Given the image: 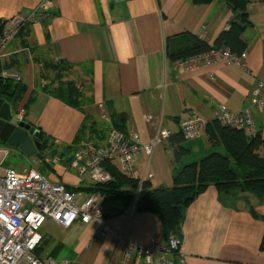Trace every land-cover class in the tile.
I'll return each mask as SVG.
<instances>
[{
  "label": "crops",
  "instance_id": "obj_1",
  "mask_svg": "<svg viewBox=\"0 0 264 264\" xmlns=\"http://www.w3.org/2000/svg\"><path fill=\"white\" fill-rule=\"evenodd\" d=\"M41 1L0 0V20L28 15ZM248 1L243 65L219 62L188 72L169 57L167 42L190 33L213 45L238 16L223 0L207 5H194L192 0H51L46 19L26 25L5 52L27 86L22 102H30L25 122L43 133L57 156L62 155L60 165L36 162V169L51 182L89 188L91 183H81L68 170V160L91 136L105 142L91 134L95 128L106 134L118 130L114 124L119 121L120 132L137 133L150 142L161 126L173 136L157 145L151 156L140 154L136 168L153 188L171 187L176 169L222 148L212 147L206 133L198 140L184 139L182 146L190 154L174 163L180 121L199 115L213 122L218 105L233 113L248 109L264 140V109L251 101L259 82L264 83V0ZM59 61L71 66L65 79L80 90L76 108L41 90L49 83L43 74L52 76L44 72L43 63ZM258 153L264 157V145ZM104 212L111 228L105 236L97 234L101 223L95 220L70 229L47 221L41 229V256L71 264H120L125 244L150 247L153 240L162 239L159 217L135 211L134 203L127 207L122 201H106ZM263 237L264 197L239 190L225 194L210 186L186 209L180 256L172 258L173 264H264ZM131 264L143 263L134 259Z\"/></svg>",
  "mask_w": 264,
  "mask_h": 264
},
{
  "label": "built area",
  "instance_id": "obj_2",
  "mask_svg": "<svg viewBox=\"0 0 264 264\" xmlns=\"http://www.w3.org/2000/svg\"><path fill=\"white\" fill-rule=\"evenodd\" d=\"M50 5L51 0H42L28 15H17L6 21L0 36V59L6 58V50L24 26L46 19ZM246 58V51L236 55L227 48L211 49L178 61V65L188 72H195L219 62L243 65ZM1 76L16 82L23 80L15 69L5 70ZM263 88L264 83L259 82L251 100L252 105L259 109H264ZM25 117L26 110L21 103L13 110L11 123L18 127L21 122H25ZM102 119L110 123L107 115H103ZM216 120L223 126L244 130L249 136H255L258 132L248 109L233 113L225 106L218 105ZM207 124L203 117L191 115L182 119L179 126L183 138L193 141L202 138ZM172 136L170 130L159 126L154 139L143 142L137 133L127 135L112 129L104 143L86 142L77 148L68 160V170L77 175L81 183L107 185L112 182L113 176L106 165H112L128 178L144 182L147 181L146 177L142 178L136 168L137 157L142 153L151 156L157 145L168 143ZM9 155L10 150L0 148V264H71L68 259L46 258L37 253L43 242L41 229L47 221L70 229L76 223L89 224L95 220L101 223L98 235L105 236L111 231L104 221L105 197L86 194L78 189L72 191L63 184L49 181L36 168L18 172L5 166ZM47 163L58 166L62 158L53 157L48 149L41 152L37 159L39 166ZM139 195L140 191L135 195L134 206ZM180 244L175 238H171L168 243L160 238L155 239L150 247L125 244L120 264H131L134 259L143 264H173L172 258L176 253L179 255Z\"/></svg>",
  "mask_w": 264,
  "mask_h": 264
},
{
  "label": "trees",
  "instance_id": "obj_3",
  "mask_svg": "<svg viewBox=\"0 0 264 264\" xmlns=\"http://www.w3.org/2000/svg\"><path fill=\"white\" fill-rule=\"evenodd\" d=\"M223 1L237 13V19L231 22L227 30L222 31L217 36L213 45L190 33L176 37L173 43L168 40V55L173 61L185 60L190 56L205 53L211 49L227 48L236 55L246 51L247 44L242 35L250 25L249 1ZM211 2L212 0H192L194 5H207ZM5 23L0 20V36ZM24 30L25 26L20 30L17 38ZM15 68L16 64L13 61L6 60V58L0 59V99L9 103L14 110L23 102L27 86L23 80L16 82L12 79H4L1 75L5 70ZM43 70L52 76L48 77L43 74L44 80L49 81V83L41 87V90L48 95L66 101L72 107H78L80 90L75 82L65 79L71 70V66L65 61L45 62L43 63ZM29 104L30 102L24 105L26 113ZM114 125L119 131H122L119 121H116ZM87 128L85 126L80 129L76 142H79V137L85 133ZM205 133L208 135L210 145L215 148L223 147L226 154L213 151L199 161L190 162L176 169L171 187L153 188L149 181L132 180L122 174L115 166L106 165L107 170L113 176L112 182L107 185H91L89 188H81L80 190L86 191L88 194H100L105 197L106 201H122L127 207L134 203L135 195L140 191L138 201L135 204V211L152 213L159 217L164 243H168L171 238H175L181 243V230L186 209L208 187L215 186L219 192L225 194L239 190L253 192L264 197V157L258 153L264 145V140L260 133L257 132L255 136H249L244 130L223 126L217 120L208 122ZM91 134L96 136L95 138L100 135L104 139L108 132L105 134L101 128H95ZM39 140L42 144L40 153L49 149L53 156H57L55 151H52L51 145L43 140L42 132L39 134ZM85 141L98 143L93 140L92 136ZM183 142L184 138L180 133L176 139L173 153V161L176 164L190 154V150L182 146ZM58 156L61 157L62 155ZM253 214L257 217L256 213ZM260 249L264 251V237ZM42 250L43 245L41 244L37 253L41 255ZM175 256H178V253Z\"/></svg>",
  "mask_w": 264,
  "mask_h": 264
},
{
  "label": "water",
  "instance_id": "obj_4",
  "mask_svg": "<svg viewBox=\"0 0 264 264\" xmlns=\"http://www.w3.org/2000/svg\"><path fill=\"white\" fill-rule=\"evenodd\" d=\"M12 112V106L0 99V141L20 149L28 156H40V131L26 122H21L18 127L14 126L11 123Z\"/></svg>",
  "mask_w": 264,
  "mask_h": 264
},
{
  "label": "rangeland",
  "instance_id": "obj_5",
  "mask_svg": "<svg viewBox=\"0 0 264 264\" xmlns=\"http://www.w3.org/2000/svg\"><path fill=\"white\" fill-rule=\"evenodd\" d=\"M2 147L10 150V155L5 160V166L14 168L18 172H23L25 169L36 168L35 163L37 162L36 157L38 156H28L18 148L10 147L7 144L0 142V148ZM218 152L226 154V151L223 147L221 150H218Z\"/></svg>",
  "mask_w": 264,
  "mask_h": 264
}]
</instances>
